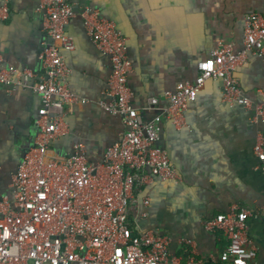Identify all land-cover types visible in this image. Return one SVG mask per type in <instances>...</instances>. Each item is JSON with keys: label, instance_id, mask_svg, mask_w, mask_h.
<instances>
[{"label": "crops", "instance_id": "obj_1", "mask_svg": "<svg viewBox=\"0 0 264 264\" xmlns=\"http://www.w3.org/2000/svg\"><path fill=\"white\" fill-rule=\"evenodd\" d=\"M7 1L11 16L0 22V68L16 66L15 77L25 68L42 75L40 54L52 38L45 29L40 0ZM86 6L114 20L128 38L133 61L129 85L142 121L157 114L147 109L150 97L168 105L166 92L181 81H196L199 62L210 58L220 43L235 52L244 49L247 16L264 15V0H76L78 11ZM66 31L76 42L74 50H63L70 67L69 84L88 101L65 105L69 130L51 143L48 157L65 158L80 143L86 157L96 163L126 130L122 118L101 104L112 100V61L90 39L80 15L70 20ZM235 76L246 94L261 98L260 55L250 53ZM224 92L223 81L210 78L189 104L184 125L163 120L158 144L167 149L176 176L154 177L146 184L139 191L132 220L138 231L169 235L174 254L217 264L228 240L222 231L206 228L205 221L220 212L246 208L253 264H264V217L259 213L264 205V169L255 151L264 123L254 121V109L226 101ZM42 104L34 90L0 84V196L14 195L12 175L36 144ZM148 197L150 203L145 204Z\"/></svg>", "mask_w": 264, "mask_h": 264}, {"label": "built area", "instance_id": "obj_2", "mask_svg": "<svg viewBox=\"0 0 264 264\" xmlns=\"http://www.w3.org/2000/svg\"><path fill=\"white\" fill-rule=\"evenodd\" d=\"M75 4L76 0H40L45 29L52 38L40 54L42 75L25 68L15 77L16 66L0 68V84L34 90L43 102L36 119V144L12 175L14 195L0 196V264H205L193 255L174 254L169 235L136 230L132 210L139 201V191L154 177L175 178L169 153L158 144L161 124L167 119L184 125L189 104L208 79H221L225 100L254 109V121L264 123V92L254 100L235 76L250 53L260 55L264 62V15L252 12L247 16L244 49L235 52L220 43L210 58L199 62L196 81H181L166 92L168 105L150 97L147 109L157 114L142 121L129 85L133 61L127 36L97 8L86 6L78 11ZM76 15L83 18L96 47L111 57L112 100L101 104L126 125L122 138L96 163L86 157L80 143L65 158L48 157L51 143L69 130L65 105L88 101L71 89L70 67L63 53L76 48L74 36L66 31ZM10 16L11 7L5 0L0 5V22ZM255 151L264 169L263 132ZM143 201L149 204L150 198ZM259 213L264 217V205ZM248 215L246 208H233L205 221L206 228L222 231L228 240L217 264H253Z\"/></svg>", "mask_w": 264, "mask_h": 264}, {"label": "trees", "instance_id": "obj_3", "mask_svg": "<svg viewBox=\"0 0 264 264\" xmlns=\"http://www.w3.org/2000/svg\"><path fill=\"white\" fill-rule=\"evenodd\" d=\"M221 264H224V263H221Z\"/></svg>", "mask_w": 264, "mask_h": 264}]
</instances>
